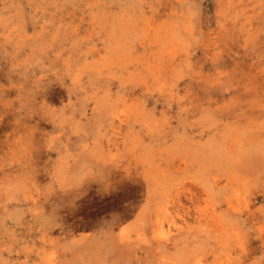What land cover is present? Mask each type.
<instances>
[{"label": "rangeland", "instance_id": "1", "mask_svg": "<svg viewBox=\"0 0 264 264\" xmlns=\"http://www.w3.org/2000/svg\"><path fill=\"white\" fill-rule=\"evenodd\" d=\"M0 264H264V0H0Z\"/></svg>", "mask_w": 264, "mask_h": 264}]
</instances>
